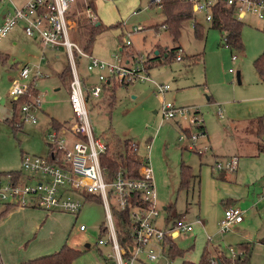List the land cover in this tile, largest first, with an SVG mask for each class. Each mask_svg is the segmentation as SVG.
I'll return each mask as SVG.
<instances>
[{
    "label": "rangeland",
    "instance_id": "1",
    "mask_svg": "<svg viewBox=\"0 0 264 264\" xmlns=\"http://www.w3.org/2000/svg\"><path fill=\"white\" fill-rule=\"evenodd\" d=\"M20 1L14 0L16 4H20ZM92 2H95L94 10L101 26L89 50L91 55L109 63L119 57L121 65L141 68L138 77H147H136L128 84L121 83L117 79L112 80L107 69L90 72L86 69V59H76L78 76L84 81V90L100 84L99 74L110 78L109 83L102 85L99 96L89 97L86 102L93 131L107 140L114 135L120 139L136 141L141 156L147 155L145 143L149 142L153 183L161 209L159 220L167 217L166 208L171 207V216H184V219L194 221L199 213V206L203 207L206 194L209 195V172L214 177L218 174L213 168V154L223 159L243 155L251 151L255 141H259L253 124L230 122L224 108L225 103L220 100L235 98L244 102V109L249 105L250 98L264 92V82L260 80L254 67V59L264 51V19L246 14L240 25L243 47L237 50L225 46L222 33L212 28L200 13L195 18L203 26L200 29L202 36H195L193 19H186L181 24L177 41L174 42L169 30L161 26L166 17L165 11L151 0ZM10 8V3L0 2V16ZM74 12L76 19L79 16L83 18L81 4L74 8ZM72 19L74 23L70 36L82 47L84 37L81 32L84 28L76 23L75 17ZM22 28L23 22L18 21L0 40L1 182H5L7 172L11 170L22 172L23 153L48 155L50 146L47 143V133L50 130V118L69 121L73 116L69 102L72 70L64 49L44 47L38 39L26 35ZM127 40L130 44L120 52L119 46ZM175 45L181 47L176 54L181 55L182 60L172 58L168 64L153 63L147 70L142 68L147 57L154 56L155 50L162 55ZM232 55L236 56L235 60H232ZM23 65L30 69L29 77L25 81L31 83L32 95L24 94L22 104L39 95L40 107L32 112L36 123H31L28 119L22 122L17 108L14 120L22 129L12 131L6 120L7 109L11 110L13 100L8 92L18 80L20 67ZM63 69H67V72L64 77H60L59 73ZM36 71L39 74H35ZM237 71L240 74V83L236 79ZM156 84L168 85L169 89L162 95L156 92ZM166 102L186 108L188 117L195 116L197 120L193 123L180 120L179 125L176 122L178 118L163 119L161 108ZM18 105L21 107V104ZM187 134H194L195 141H190ZM182 164L188 165L193 175L186 186L180 183ZM245 164L244 159H239L237 168ZM243 171L244 175L248 174V167L244 166ZM198 177L202 180L200 185L197 183ZM249 186L250 198L239 202L243 220L226 232L218 231L217 225V231L211 233L213 235L207 231L205 233L195 225L191 235L175 240L177 248L183 254L171 260V264H182L183 260L198 263L206 235L210 236V245L217 244L230 259L232 255L229 247L239 254L237 245L250 243L252 252L249 264H264V202L253 205L262 197L261 191L264 193V180ZM104 214L101 203L94 200L82 201L76 217L56 214L48 220L42 219L40 234L32 238L35 241L27 246L31 248L38 245L43 254H51L66 242L80 251L71 264H100L102 256L110 252L109 246L97 244L102 236L100 227L105 223ZM35 220L31 218L27 221L31 224ZM81 224L85 226L83 231L79 230ZM211 249L213 250L212 247ZM216 253L212 251L213 256H210L206 252L207 260L215 257Z\"/></svg>",
    "mask_w": 264,
    "mask_h": 264
},
{
    "label": "built area",
    "instance_id": "2",
    "mask_svg": "<svg viewBox=\"0 0 264 264\" xmlns=\"http://www.w3.org/2000/svg\"><path fill=\"white\" fill-rule=\"evenodd\" d=\"M93 0H23L16 4L14 0H0L11 4L7 9L0 25V40L18 21L23 22V31L26 35L38 39L44 47L54 50L63 48L72 70V79L69 85V102L73 116L69 121L58 127L50 125L47 133L48 145L51 148L47 156L29 155L21 156V169L24 176L14 180L8 177L5 182L0 181V202L19 207H37L47 212L62 211L77 214L88 196H95L104 208L105 223L100 227L102 236L98 245L109 246L110 252L102 256L100 264H171L166 256L167 239L176 240L180 236L191 233L195 225L203 226L200 217L194 221L177 218L174 221H160V207L157 203L152 169L150 166L149 151L151 144L145 143L147 155L141 156L139 145L131 139L130 150L140 157L137 170L138 176L125 166H120L109 178L108 169L101 165L100 157L105 154L106 140L93 131L87 109V99L96 98L102 90V84L117 79L121 83H129L138 77L141 68L121 65L117 57L114 62H105L97 59L82 49L70 36L75 17L74 8L78 2L82 4V15L91 24L99 22L92 3ZM95 1V0H94ZM113 2L116 0H100ZM160 7V0H153ZM188 3L192 11L193 27L200 23L195 18L197 13L203 15L209 24L213 19V8L216 4H223L234 10L238 20L244 19L246 14H253L258 19H264V0H183ZM139 30L140 28H135ZM130 41L124 44L127 47ZM236 59L235 55L231 56ZM76 59H86L87 71L100 72L107 69L110 78L98 75L100 84L85 89L84 81L78 76ZM177 60H182L177 55ZM142 64V68L146 70ZM232 71V69H230ZM30 69L27 65L20 67L18 80L9 90V95L18 99L28 93L31 96V83L25 80L29 77ZM35 74H39L36 71ZM37 76V75H35ZM139 79H146L141 75ZM156 92L164 95L169 89L168 85H155ZM39 95L32 101L23 103L20 107L22 122L26 119L36 123L32 114L40 106ZM163 119L178 118L181 121L193 123L194 116L189 118L187 109L177 107L171 102L162 104ZM197 113V111L195 112ZM194 115V114H193ZM200 127V126H199ZM183 134L180 135V139ZM190 141H195L194 134H187ZM239 157L217 158L214 168L234 172L238 166ZM128 210V221L121 220L123 241L119 240V231L115 225L114 211ZM243 211L237 206L227 207L218 222V231L226 232L234 224L243 219ZM164 226L158 222H164ZM79 230H85L84 225ZM209 239V237H208ZM231 258H235L232 247ZM209 264H221L218 257L209 258Z\"/></svg>",
    "mask_w": 264,
    "mask_h": 264
},
{
    "label": "trees",
    "instance_id": "3",
    "mask_svg": "<svg viewBox=\"0 0 264 264\" xmlns=\"http://www.w3.org/2000/svg\"><path fill=\"white\" fill-rule=\"evenodd\" d=\"M151 2H154L153 0ZM81 4V2H78V5ZM160 7L163 8L165 11L166 17L164 21L161 23L162 27H166L167 30L172 35V39L174 42L177 41V37L180 33L181 24L186 19H191L192 17V11L191 7L188 3H186L183 0H160L159 3ZM94 8V4H91ZM82 6V4H81ZM213 19L210 23V26L212 28L218 29L223 36L224 45L228 46L230 48H234L237 50L242 49V39L240 36V25L241 20H238L235 16L234 10L231 7H226L222 3L216 4L212 11ZM82 17H78L76 19V23L79 25L81 24V27L84 28V30L81 32V35L84 37V44L82 45V49L88 53H91L89 50L91 48L92 43L94 42L95 36L99 31V28L101 24H91L89 21L85 18L84 15ZM78 20V22H77ZM200 29H203V26L201 23H197L194 26V34L196 37H201L202 33ZM264 30V26H263ZM125 46L124 44H121L119 46L120 52H123ZM181 49L180 46H176L170 48L169 50H166L162 55L158 53L156 56L147 57L146 61L144 62V68L147 70L148 68L152 67L154 65L153 63H157L160 65L168 64L172 58L176 59L177 52H179ZM254 67L256 71L259 74L260 80L264 82V51L257 56V58L254 59ZM67 72V69H63L62 73H60V77H64L65 73ZM63 81L65 78L62 79ZM107 83V82H106ZM103 83L102 85H104ZM127 84V83H125ZM25 98L20 97L17 100L13 102L14 109L16 108V105L18 106L19 110L20 107L18 104L22 105V102ZM15 118V110L14 114L10 119H6L8 123L10 124V127L12 131H17L21 128V125L14 120ZM253 126L256 128L255 135L257 137L261 138V135L264 133V113L263 115H260L256 118H254L252 121ZM52 126L58 127L62 123L52 119L51 122ZM255 131V130H254ZM107 142V148L105 154H103L100 157V162L102 166H105L108 169L109 172V178L112 177L114 172L117 171V169L120 166H125L130 170L133 177H137L138 173V167L140 164V157L136 154H134L130 150V141L131 139H120L118 137H115L114 135L110 138L105 139ZM257 143V151L262 152L264 151V144L260 143L258 145ZM49 151H51V148H49ZM255 153V154H256ZM218 174H216L217 178H224V175L227 173L225 170H217ZM180 183L183 186L188 185L189 179L193 177L190 171V167L188 165L182 164L180 168ZM8 177H12L14 180L24 176L23 173L19 170H11L7 172ZM87 200H94L100 203V200L95 196H88ZM168 210L167 217L165 218L166 221H174L179 217H173L170 215V212L172 210L171 207L166 208ZM114 215L116 218L117 227L119 229V240L122 242L123 237L122 235V225L121 220L123 219L125 222L128 221V210L123 211H114ZM100 234H102L100 230ZM167 247L165 250L166 256L171 260H173L175 257L182 256L183 252L177 248L175 240L167 239ZM237 247L240 249L239 254L233 258L230 259L224 254L218 255L219 261L221 264H231L232 262L234 264H249V258L252 252V245L250 243H240L237 245ZM79 250L75 249L74 247L68 245L67 243L63 244L59 250L56 252H53L51 254L42 255L33 259H29L27 261H24L19 264H71L72 261L76 258V256L79 254ZM208 253V252H207ZM206 250H204L201 254V258L199 259L198 263L192 262L190 260H183L182 264H209V261L206 257Z\"/></svg>",
    "mask_w": 264,
    "mask_h": 264
},
{
    "label": "crops",
    "instance_id": "4",
    "mask_svg": "<svg viewBox=\"0 0 264 264\" xmlns=\"http://www.w3.org/2000/svg\"><path fill=\"white\" fill-rule=\"evenodd\" d=\"M22 2L23 0L20 1V3ZM4 14L5 12L0 16V25L2 24ZM97 23H100V21ZM15 100L17 99L13 98L11 102V110L7 109L8 112L7 118H11L13 116L14 110L16 113L18 106L16 105V108L14 109L13 102ZM220 101L221 103H225L224 108L228 113V117L231 123L244 124L245 122H247V124H252L251 121L254 118L263 115L264 113V92H262L259 95H254L252 98H250L248 100L249 105H247V107L244 109H243L244 102H240L235 98L232 99L225 98V99H221ZM52 119L54 118L49 119V125H52L51 124ZM58 122L64 123L66 121H58ZM263 136L264 133L261 135V138L258 137L259 141L258 140L255 141L249 153H244L243 155L242 154L236 155L239 157V159H244L246 161L247 165L245 164L244 166L248 167V171H247L248 174L246 175L243 174L244 166L238 167L234 173L227 172L224 175V178L221 179L214 177L211 171L209 172L211 175V177L209 178V182H210L209 195L206 194L203 203L204 205L203 207L199 206V213L196 216V217H200L203 221V226L201 225H196V226L200 227L205 233L207 231L210 235H213L214 232L217 231V225L219 219L223 215L224 210L232 205L240 208L239 205L240 200L244 201L245 199L250 198L251 189L249 185L250 184L254 185L256 182L264 180V151L256 153L258 148L257 143H259L258 145H260V143L264 144ZM215 156L216 158L220 157L219 155L213 154L212 157L215 160H216ZM248 179L250 182L247 181ZM201 181L202 180L199 179L198 177L197 183L199 185ZM261 195L262 197L259 198L257 201H255L253 205H260L262 202H264V193L262 191H261ZM198 197L200 196L198 195ZM253 198H254V194H253ZM199 203H200V199H198V204ZM56 214H70L72 216L75 215L68 212H62L57 210L47 212L37 207H19V206H14L12 204L0 202V264H19L29 259L46 255L43 254V250H41L38 247V245H33L31 246V248H29L27 244L29 245L31 241L33 243L35 240H32V238H35L37 235L40 234L42 228L41 225L42 219L48 220L52 215H56ZM76 216L77 214L75 215V217ZM181 217L183 218L184 216ZM31 218L37 220L29 224V221L27 220H30ZM165 223L166 221L161 223L158 222V224L162 226H164ZM191 233H187L180 237L186 238L188 237V235H191ZM194 238H196V235H194ZM204 238L206 239V241L202 247L201 253L204 250H206V252H208L210 256H213L212 251L214 253L216 251L217 253L215 255L217 257L220 254H224L223 251L220 250V247H218L217 244L210 245L209 235H206V237ZM65 243L66 242H64L63 244ZM63 244H61V246ZM211 247L213 248V250L211 249Z\"/></svg>",
    "mask_w": 264,
    "mask_h": 264
},
{
    "label": "water",
    "instance_id": "5",
    "mask_svg": "<svg viewBox=\"0 0 264 264\" xmlns=\"http://www.w3.org/2000/svg\"><path fill=\"white\" fill-rule=\"evenodd\" d=\"M97 24H99V23H97ZM154 54H155V56L158 55V51L155 50V53ZM236 79H237V82L240 83V74H239V71L236 72Z\"/></svg>",
    "mask_w": 264,
    "mask_h": 264
}]
</instances>
